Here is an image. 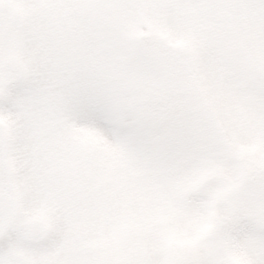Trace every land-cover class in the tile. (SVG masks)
Here are the masks:
<instances>
[{
  "label": "snow or ice",
  "instance_id": "1",
  "mask_svg": "<svg viewBox=\"0 0 264 264\" xmlns=\"http://www.w3.org/2000/svg\"><path fill=\"white\" fill-rule=\"evenodd\" d=\"M0 264H264V0H0Z\"/></svg>",
  "mask_w": 264,
  "mask_h": 264
}]
</instances>
